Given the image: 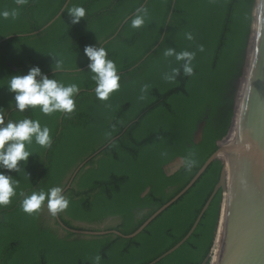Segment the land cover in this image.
Returning <instances> with one entry per match:
<instances>
[{"label": "trees", "instance_id": "trees-1", "mask_svg": "<svg viewBox=\"0 0 264 264\" xmlns=\"http://www.w3.org/2000/svg\"><path fill=\"white\" fill-rule=\"evenodd\" d=\"M67 1L28 0L17 19L0 18V106L14 120L39 119L53 136L51 148L33 144L37 154L26 165L20 162L21 175L0 171L20 180L27 194L62 186L71 203L58 217L70 229L130 235L190 183L229 133L256 0H70L68 7L87 10L78 24H71ZM15 6L14 0H0V10ZM142 6L149 20L133 29L130 20ZM189 32L193 40L186 38ZM99 42L122 75L121 88L108 101L96 98L84 53ZM167 47L196 52L194 75L181 69L175 83L163 79L179 67L174 57L163 56ZM55 54L64 62L58 73ZM33 66L80 86L73 113L15 112L7 78ZM144 84L150 88L140 100ZM201 125L202 139L195 142ZM189 152L196 154L197 166L188 171L183 163L169 174L166 167ZM223 167V160H215L133 238L63 229L46 204L29 215L17 196L0 206V264H93L97 255L100 264H150L187 236ZM222 204L220 189L186 242L155 264H202L215 245Z\"/></svg>", "mask_w": 264, "mask_h": 264}, {"label": "clouds", "instance_id": "clouds-1", "mask_svg": "<svg viewBox=\"0 0 264 264\" xmlns=\"http://www.w3.org/2000/svg\"><path fill=\"white\" fill-rule=\"evenodd\" d=\"M15 7L0 10V18L15 20L20 15V9L28 3V0H14ZM65 8L71 17V24L80 23L86 17V9L80 5H73ZM149 10L146 6L136 8L130 25L133 29H140L149 20ZM188 40H193L192 33H186ZM199 51L203 52L201 45ZM84 53L88 58V69L91 80L94 81V93L97 99L108 101L111 95L121 88L122 75L116 62L109 58L108 50L101 45H88L84 48ZM58 60L53 64V70L58 73L64 70V62L58 54L51 55ZM165 58L174 57L179 67H172L169 72L164 73L163 79L169 83H175L181 74V69L185 76L194 75L193 61L196 58L194 51H176L172 47H167L163 51ZM7 88L14 93V101H10V106L14 107L15 112L24 113L26 110L39 111L45 115L54 113L71 114L77 108V97L81 88L76 83L65 84L56 78H49L44 74L39 66L30 67L27 74L12 75L7 78ZM150 85L144 84L141 89L140 100L146 99V93ZM110 107V105H109ZM7 118V122H6ZM53 136L51 129L47 125H42L39 119H32L25 116L23 119H12L8 116L5 107L0 106V169L16 171L23 170L21 161L27 164L29 157L37 152L33 149V144L41 148H51ZM245 150H251V144L243 145ZM183 163L188 171L194 169L198 161L194 152H189L184 158ZM17 196L23 197L21 209L33 215L39 212L42 207L48 208L50 213L55 216L64 212L70 206V197L66 194L62 186H53L47 190H34L31 194L25 193L20 187V180L16 179L4 171H0V206L10 205ZM101 256L93 258V264H100Z\"/></svg>", "mask_w": 264, "mask_h": 264}, {"label": "water", "instance_id": "water-1", "mask_svg": "<svg viewBox=\"0 0 264 264\" xmlns=\"http://www.w3.org/2000/svg\"><path fill=\"white\" fill-rule=\"evenodd\" d=\"M69 1H67L66 5ZM60 14L43 29L54 22ZM256 19L258 26L255 35V49L240 107L236 141L230 146H222L218 142V149L207 159L190 183L176 197L156 211L134 233L124 235L119 231L73 230L66 226L57 214V219L63 229L87 235H104L113 232L125 238H133L161 212L186 193L215 160L221 159L224 162V167L220 180L190 232L174 248L150 264L157 263L186 242L197 228L203 214L220 189L223 190V203L225 202V206L215 264H264V0H256L254 22ZM248 55L249 47L243 75L238 81L234 116L229 133L237 113L238 97L242 79L246 73ZM202 127L203 125L197 131L195 142H199L202 139ZM246 143L252 145L251 150L244 149L243 145ZM182 165L183 159L177 158L176 161L166 167V170L171 174L176 172ZM227 167L229 168L228 175L226 173ZM222 215L223 204L220 222ZM211 254L212 251L202 264H211Z\"/></svg>", "mask_w": 264, "mask_h": 264}, {"label": "bare ground", "instance_id": "bare-ground-1", "mask_svg": "<svg viewBox=\"0 0 264 264\" xmlns=\"http://www.w3.org/2000/svg\"><path fill=\"white\" fill-rule=\"evenodd\" d=\"M257 26H258V21L256 19L255 23H254V28H253V35H252V38H251V45H250V48H249V55H248L246 73H245V76L242 79V83H241V87H240V92H239V97H238V105H237V113H236V116H235V119H234V123L232 125V128H231V131H230L229 135L221 143L222 146H230L237 139L238 128H239V120H240V107H241V104H242V98H243V95H244V92H245V87H246V82H247V76H248V73L250 71V66H251V62H252V58H253V54H254L255 35H256V31H257ZM228 169L229 168L227 167L226 168L227 175H228ZM224 203H223V215H222V218H221L220 226L218 227V229H219L217 231L218 235L216 236L217 239H216L214 248L212 249V254H211L212 262H211V264H215V260H216L218 244H219L220 235H221V231H222V226L221 225L223 223V217H224V206H225Z\"/></svg>", "mask_w": 264, "mask_h": 264}, {"label": "rangeland", "instance_id": "rangeland-1", "mask_svg": "<svg viewBox=\"0 0 264 264\" xmlns=\"http://www.w3.org/2000/svg\"><path fill=\"white\" fill-rule=\"evenodd\" d=\"M253 28H254V27H253ZM250 45H251V42H250ZM249 48H250V46H249ZM238 85H239V82H238V84H237V87H238ZM237 91H238V90H237ZM222 141H223V140L219 141V143L221 144ZM213 248H214V247H213Z\"/></svg>", "mask_w": 264, "mask_h": 264}]
</instances>
